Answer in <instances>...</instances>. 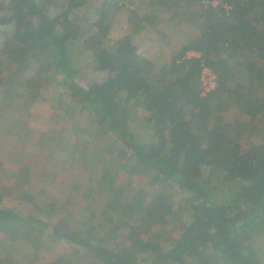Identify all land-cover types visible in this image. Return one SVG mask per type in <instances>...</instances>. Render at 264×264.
<instances>
[{
  "label": "trees",
  "instance_id": "trees-1",
  "mask_svg": "<svg viewBox=\"0 0 264 264\" xmlns=\"http://www.w3.org/2000/svg\"><path fill=\"white\" fill-rule=\"evenodd\" d=\"M222 1L230 11L203 0H131V8L125 0L123 5L119 0H0V27L13 29L4 43L14 47H4L5 56L27 66L38 49L49 63L35 97L49 100L50 88L65 85L72 100L89 106L98 127L114 135L123 163L130 161L132 171L143 175L139 187L151 191L154 186L148 204L120 199L104 216L88 203L87 224L74 232L34 214V199L46 193L19 186L22 168L13 196L31 206L23 202L17 210L0 204V228L23 224L46 232L51 227L54 238L76 244L78 253L84 250V264H135L143 254L153 256L151 264L197 259L264 264L262 253L250 250L264 235V0ZM122 9L128 28L114 39L110 33ZM155 30L161 37L156 42L170 47L173 35L183 37L164 70L142 53L146 41H155ZM75 46L80 52L95 50L92 80L73 61ZM189 49L202 57H186ZM202 63L217 74V86L205 95ZM147 100L143 121L153 132L150 141L130 125L137 116L130 107ZM55 111L57 118L63 114ZM22 121L7 120L15 127ZM246 137L248 146L232 149ZM48 197L45 205L55 208L61 202L59 196ZM68 199L62 213L72 217L68 208L76 203ZM179 216L186 229L168 240V221Z\"/></svg>",
  "mask_w": 264,
  "mask_h": 264
},
{
  "label": "rangeland",
  "instance_id": "rangeland-1",
  "mask_svg": "<svg viewBox=\"0 0 264 264\" xmlns=\"http://www.w3.org/2000/svg\"><path fill=\"white\" fill-rule=\"evenodd\" d=\"M29 1L31 3H35L40 2L41 0ZM130 1L131 0H125V3L131 8L133 5H131ZM119 2L123 5V0H119ZM108 8L109 6H107V9ZM145 9H147L146 6L144 10ZM146 11L150 10L147 9ZM127 28V13L122 9L116 15L110 35L114 39L121 38L125 35ZM12 30V26L9 25L0 27V77H2V75H6L7 77L2 78L3 80L6 79L5 82H7V84L21 83L20 87H24L19 88L21 93L24 95L22 97H24V100L26 98H28L29 101L31 100L29 109L32 104L36 102L33 106L32 113H37V111H39L38 115H45V119H48L47 117L51 114L52 109L54 111L57 109L63 111V114H58L59 122L57 123H62V126L64 125L63 128L65 127V129H69L70 133L75 135L73 148L77 151L78 157L71 153L72 149L69 148L70 143L65 142L66 140H63L61 145L57 142V147L65 146L67 149L69 148L67 159L69 161H73L75 158H78L81 162L80 169H69L68 174L66 173V165L61 162V165L64 167V170L59 173L62 183L59 184L58 181L57 185L49 187L51 193L55 196H59L61 202L53 208L50 205H44V199L42 200L40 197L38 198L37 195L35 203L44 207H42L43 210L40 211L38 205L37 207H32L35 210L33 211L35 212V215L40 216L53 225L58 226L60 230H70L76 232L81 230L85 223L87 224V215H89L90 211V208H87L88 203H90L92 207H97L99 209V212L97 213L103 216L106 215V211L107 213L109 210L115 211L118 208L117 205L120 203V199L125 202L140 201V199H143L142 201H144V204H148V202L152 199V195L149 194V192L153 190L154 186L151 191L144 189L143 186L139 187L140 185L138 184L140 183L143 175L136 174L132 171L130 161L123 163V155H119V147L115 144L114 135L111 134L106 127H98L92 116L91 109L87 104H84V102L80 100H72L67 94L65 85H62L61 83H59L61 87L49 89V100L45 99V95L35 97V89L41 81L40 75H43L40 73L43 69L46 68L47 70L49 68V63L46 61L47 58L40 54L38 49L35 50L36 57L33 58V60H30L27 66L19 64L10 56H5V54L2 53L3 48L5 47L6 49H10L14 47L13 45L10 47L7 43H3L9 39L11 40L10 37L12 35ZM156 31L157 30L152 33V39L155 41H146L142 45V53L150 56L158 63V68L164 70L172 56V49L177 50L181 47L183 37L181 36V38H176L173 35V44L170 47L164 40H161L160 43L156 42L161 38ZM164 31L168 34H173L170 28L164 27ZM187 31L193 32L192 29H188ZM75 47L76 49H72L71 51L73 61L82 68V72L85 77L92 80V78L96 75L94 71L95 50H84L83 52H80V48L77 46ZM256 62L258 63V61ZM127 103L128 102L124 105L122 103L121 112L124 113L126 111L128 107ZM38 104H43V106L46 104L48 110L42 111L40 114ZM148 104L149 102L147 100L146 102L144 101V103L142 101L139 104L135 103L132 107H130L132 111H135L134 115H137L135 121L130 123V125L140 132V136L143 137L144 140L146 139L147 141H150L153 132L149 133V130L145 128L147 126L146 121H143L146 106ZM27 116H29V114H27ZM51 121L52 120L48 121L49 126L52 124ZM10 125V122L5 123L6 127ZM43 133H46V131ZM64 137L66 138V135H64ZM39 140L42 142L39 143L40 148L42 149L41 151L40 148L39 150L36 149L39 153H32L33 158H31V166H27L26 168L20 166L25 169V174L30 173V169L34 168L32 171L38 170V172L36 171V175H38L39 172H42L43 167L47 168V165L49 166L47 160L45 161L46 154L48 150H53L54 146L56 148V143L55 141H51L52 139H46L45 141L44 135H41L39 138H32L30 143L27 144V147L32 148V146H39L34 144V141L38 143ZM255 140L258 141V139ZM249 141L250 138L246 137L237 143L232 149H236L235 151H238L241 147L248 146ZM9 144L10 141H8V138L0 139V146L2 148L5 149ZM126 153H128V151ZM47 170L49 169L47 168ZM19 172L20 170H18V174ZM149 173V175H152L151 171H149ZM71 178L72 180L74 179L73 182L71 181ZM8 181L12 183V186L7 185L6 183H1L0 185V194L4 196V199H1L0 203L6 208L18 210L24 201L15 198L16 200L12 199V201L8 203L9 197L13 196L17 189L16 179L13 178ZM24 181L25 179L22 182L20 181V187H24L22 185ZM106 189L111 192L110 197L106 194L107 192H104ZM19 191L22 192V190ZM6 194H8V196H5ZM52 194H50V196H52ZM141 196L144 198H141ZM69 197L70 199H68ZM66 199H68L71 204L76 203V206L72 205L68 208L72 217H66L62 213L63 203L66 202ZM25 204L27 206H31L29 202H26ZM29 213L32 212L29 211ZM168 224V240L178 236L179 233L186 229V223L184 224V218L182 216L174 219L171 218L168 221ZM20 226L21 225L16 224L15 227L19 231L15 228L11 229L9 230L8 235L11 238H19L22 236L24 239L29 238V236L32 238V233H30L29 229L25 228V231L23 230V227ZM16 231L17 233H15ZM47 231L48 232L46 234H40L41 239L38 241H36L37 239H32L31 241L26 240L28 242L27 245L25 243L26 241H22L24 244L15 243L12 245L11 243L0 246V264H84V250L78 253V246L76 244L71 243L66 239L58 240L56 237L54 238L51 235L52 229L50 227ZM157 237H159V235H157ZM5 238L6 237H4V239ZM11 238L8 237L7 240H10ZM258 240L257 245L250 246V250H258L262 253L264 258V235L259 237ZM150 248H153V246L150 245ZM152 259L153 256L150 254H143L139 257L135 264H151ZM194 264L214 263L212 260L207 259H203L202 263H200V260L197 259Z\"/></svg>",
  "mask_w": 264,
  "mask_h": 264
},
{
  "label": "crops",
  "instance_id": "crops-1",
  "mask_svg": "<svg viewBox=\"0 0 264 264\" xmlns=\"http://www.w3.org/2000/svg\"><path fill=\"white\" fill-rule=\"evenodd\" d=\"M2 53L4 54V49L2 50ZM2 77H7V76L2 75ZM20 86H21V83L7 84L6 82V84H4L3 82L2 84H0V139L8 138V141H10V144L7 145L5 149L0 146V185L1 183H6L7 185L12 186V183H10V181L8 180L13 179V178L15 179L16 176H18L17 174L18 170L22 169L20 166L24 168H26L27 166H31L32 164L31 158H33L32 153H39L38 151H36V149L39 150L40 148L39 143H42L40 142V140L38 143L34 141V144H37L39 146L37 147L32 146V148H28L27 144L30 143L32 138H39L41 135H44V140L46 141V139H49V136H51V134L55 133V138H53L55 140L52 139L51 141H55L56 148L54 146L53 150H50V151L48 150L46 154V159H45V161L47 160L49 164V166L47 165V168L49 170L43 167L42 172H39V174L36 175L38 170H36L37 172L35 170L32 171V169L34 168H31L30 173H28V175L25 174V181L22 184L26 190H28L31 186L35 187L37 189L36 191L43 190L46 193V196L44 197L37 196V197L38 198L40 197L42 200L44 199L43 203L45 205V202H47L46 201L47 197L48 196L51 197L50 194H52L49 187L52 185H57L58 181H59V184L62 183L59 173L64 170V167L61 165V162H63L66 165L67 174H68L69 169L70 170L74 168L80 169L81 162L79 161L78 158H75V160L73 161H69L67 159L69 148L72 149L71 153L74 154L76 157H78L77 151L74 150L73 148V142L75 140L74 139L75 135H72L69 129H65V127L63 128L64 125L62 126V123H57L59 122V119L56 117L57 116L56 111L52 109L51 114H49V116L47 117L48 119H45L46 117L45 115H38L39 111H37V113H32L33 106L35 105L36 102H34L31 108L29 109L31 102L29 101L28 98H26L25 99L26 101H25L24 97L21 96V91L19 90V88H24V87H20ZM38 105H39L40 114L42 113V111L48 110V108L46 107L47 106L46 104L44 106L43 104H38ZM27 114H29V116H27ZM10 118L22 119L23 120L21 122L22 127H19V126L15 127L14 125L6 127L5 123ZM49 120H52L51 126H49L48 124ZM45 131L46 133H43ZM22 132H26V134L21 135ZM64 135H66V138L64 137ZM63 140L64 141L66 140L65 142L70 143V147L68 146L69 147L68 149L65 146L57 147V142L59 143V145H61ZM14 143H17V144H14ZM41 149L42 148H40V151ZM68 161H69V164H68ZM73 180L71 178L72 182ZM5 196H8V194H6ZM52 196H55V195L52 194ZM37 197L34 199V203ZM2 199H4V196ZM12 199L16 200L15 196L9 197L8 203H10ZM26 200H30V199L27 198ZM0 202H1V199H0ZM33 211L35 210L33 209ZM87 216L89 217V215ZM18 225H21L20 227H23V230L27 228L23 224H18ZM16 230L19 231L18 229ZM17 231L15 233H17ZM47 232L48 231L45 232L43 230L41 232L40 230L34 229L30 231V233H32L31 234L32 238H30V236L29 238H25V239L23 236L19 238H11L8 235L9 234L8 229L0 228V246H3L5 244H11V243L12 245H14L15 243L24 244L22 241H26V240L31 241L32 239H37L36 241H38L41 239L40 234L41 235L46 234ZM51 235L54 237L53 230H52ZM3 236L6 238L4 239ZM8 237L11 239L7 240ZM27 241L25 242L26 245L28 244Z\"/></svg>",
  "mask_w": 264,
  "mask_h": 264
},
{
  "label": "built area",
  "instance_id": "built-area-1",
  "mask_svg": "<svg viewBox=\"0 0 264 264\" xmlns=\"http://www.w3.org/2000/svg\"><path fill=\"white\" fill-rule=\"evenodd\" d=\"M203 2L209 3L213 7L222 6L227 12L232 8L231 5L223 3L222 0H203ZM185 56L188 58H200L202 57V53L196 49H189L186 51ZM200 82L202 86V94L204 95L212 91L217 86V74L213 68L206 63H202Z\"/></svg>",
  "mask_w": 264,
  "mask_h": 264
}]
</instances>
